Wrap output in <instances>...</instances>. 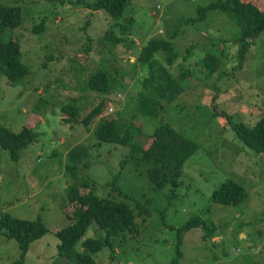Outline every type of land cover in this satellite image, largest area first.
<instances>
[{
    "label": "rangeland",
    "instance_id": "obj_1",
    "mask_svg": "<svg viewBox=\"0 0 264 264\" xmlns=\"http://www.w3.org/2000/svg\"><path fill=\"white\" fill-rule=\"evenodd\" d=\"M93 1L0 0L21 8L20 25L6 29L3 37L17 40L20 60L29 70L17 84L0 77V127L18 133L25 126L35 134L16 161L0 146V214L39 218L49 229L29 245L23 261L18 241L1 234L0 264H72L58 254L56 236L74 211L68 197L72 185L82 194L125 202L135 214L132 233L119 234L112 249L92 254L97 264H264V153L244 146L233 129L239 123L253 128L264 117V33L240 64V29L227 14L212 9L205 21H189L214 0H131L116 19L87 8ZM244 1L264 9V0ZM41 21L43 31L32 33V25ZM172 35L179 55L168 68L173 75L183 68L191 74L180 79L176 99L162 100V109L150 116L153 106L143 105L147 95H141L148 67L131 57L151 36ZM114 36L121 37L119 43ZM210 53L220 60L212 72L202 64ZM154 57L165 63L162 52ZM97 69L110 84L106 98L111 101L101 118L127 125L126 146L95 139L99 118L88 128L82 124L105 96L87 88L89 74ZM67 104L78 108L76 122L65 121ZM160 125L197 146L176 186H156L148 166H139L135 155L128 157L131 147L146 148ZM76 147L87 152L75 172L78 178L67 168L68 153ZM227 179L245 188V198L236 205L213 201V191ZM196 217L201 226L181 229ZM104 236L95 223L84 234ZM77 249L84 250L82 240Z\"/></svg>",
    "mask_w": 264,
    "mask_h": 264
},
{
    "label": "trees",
    "instance_id": "obj_2",
    "mask_svg": "<svg viewBox=\"0 0 264 264\" xmlns=\"http://www.w3.org/2000/svg\"><path fill=\"white\" fill-rule=\"evenodd\" d=\"M131 0H94L86 4L91 10L101 9L112 18L116 19L122 16ZM220 10L227 14L239 27L241 47L239 54L241 56L240 64L243 62V56L246 55L250 45L264 33V9L250 1L244 0H214L209 5L198 9V16L189 19L194 23L205 21L210 10ZM22 20L21 8L16 4H4L0 2V77L6 76L9 83L17 84L29 72L28 67L20 60V47L16 39L3 37L8 28H15L20 25ZM131 19L128 20L131 23ZM121 34H125L126 25L120 24ZM44 29V22L33 24L32 33H41ZM171 39H162L156 36L148 38L139 54L137 61L146 63L148 67V76L144 79V92L142 96L147 95V99L142 104L147 103L153 107L147 111L150 116L155 115V111L162 109V100L171 103L182 92L180 79L188 77L190 70L182 69L178 75L170 72L169 66L174 64L178 57V51L173 47ZM121 37L114 36L113 41L120 42ZM191 44L187 49V54L191 53ZM158 52L163 53L161 63L154 55ZM187 56H183L186 60ZM220 60L213 54H207L202 59V64L211 72L219 65ZM239 64V63H238ZM182 68V64H179ZM87 88L96 93H101L100 101L88 111L82 119L84 127L88 128L90 123L99 118L95 127L94 137L100 143L120 144L126 146L129 142L124 123L118 120H107L101 118L104 109L111 98H106L110 93V84L104 71L97 69L89 74ZM64 118L67 123L76 122L79 110L76 106L67 104L62 108ZM67 116V118H66ZM236 136L241 140L244 146L251 150L264 153V117L257 124L250 128L242 123L233 125ZM125 130L123 136L121 131ZM151 142L144 148L140 146L131 147L128 157L132 159L133 155L137 157L136 162L141 166H148L149 177L158 187L166 183L177 185V176L182 171V166L197 150V146L189 140H186L171 127L160 125L156 127L150 136ZM35 141V134L31 128L23 127L20 132L14 133L5 127H0V146L9 151L12 160H18L22 149ZM86 150L82 147H76L68 153L67 168L78 178L77 169L86 157ZM140 154V156H137ZM123 164V163H122ZM76 172V173H75ZM246 195L243 185L233 179H227L213 191V201L221 204L231 205L240 203ZM69 202L74 204V211L71 215L67 214L68 225L56 231V236L60 239L58 244V254L67 258L72 264H97L92 254L97 253L102 247L113 248V239L124 232L132 233L135 228V214L133 209L125 202L114 201L109 197H98L93 192L81 193L76 185H72L69 191ZM91 223L105 231L103 238H84V234ZM202 220L199 217L186 222L181 229H192L201 226ZM49 231L42 219H22L12 215L9 212L0 214V235L4 234L8 239H16L19 244L20 261H23L29 245L43 237ZM82 240L83 251L77 249V243ZM175 262V261H174Z\"/></svg>",
    "mask_w": 264,
    "mask_h": 264
},
{
    "label": "crops",
    "instance_id": "obj_3",
    "mask_svg": "<svg viewBox=\"0 0 264 264\" xmlns=\"http://www.w3.org/2000/svg\"><path fill=\"white\" fill-rule=\"evenodd\" d=\"M133 57H135V58H136V56H132L131 58H133ZM128 58L130 59L129 61H130V62H132V61H131V58H130V56H129Z\"/></svg>",
    "mask_w": 264,
    "mask_h": 264
},
{
    "label": "built area",
    "instance_id": "obj_4",
    "mask_svg": "<svg viewBox=\"0 0 264 264\" xmlns=\"http://www.w3.org/2000/svg\"><path fill=\"white\" fill-rule=\"evenodd\" d=\"M159 32H161V30ZM110 112H111V109H110Z\"/></svg>",
    "mask_w": 264,
    "mask_h": 264
}]
</instances>
